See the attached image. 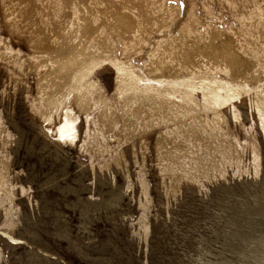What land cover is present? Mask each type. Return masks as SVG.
I'll return each mask as SVG.
<instances>
[{
  "label": "rangeland",
  "instance_id": "obj_1",
  "mask_svg": "<svg viewBox=\"0 0 264 264\" xmlns=\"http://www.w3.org/2000/svg\"><path fill=\"white\" fill-rule=\"evenodd\" d=\"M239 1L158 0L146 22L145 0H69L58 47L33 0H0V230L20 240L0 236V264H264V99L222 72L244 88L204 96L158 51L190 15L232 25L258 2ZM64 102L88 127L74 143L48 129Z\"/></svg>",
  "mask_w": 264,
  "mask_h": 264
},
{
  "label": "bare ground",
  "instance_id": "obj_2",
  "mask_svg": "<svg viewBox=\"0 0 264 264\" xmlns=\"http://www.w3.org/2000/svg\"><path fill=\"white\" fill-rule=\"evenodd\" d=\"M33 5H37L42 12L40 24L44 26L48 22L51 28L50 34L58 43V47H68L74 43L73 31L71 28V18L68 14L69 0H33ZM116 4L121 7L126 6V0H116ZM231 8L241 5L239 0H222ZM161 11V6L158 0H145L142 5L144 12L143 19L147 22V15L154 12V8ZM239 11V10H237ZM232 14V22L227 25H219L218 18L212 23L210 16L203 20L197 19L194 15H190L184 23L185 34L181 40L171 42L170 39L164 40L163 46L158 47L164 59H167L175 64L176 69L183 75L191 77H200L199 81L202 86L204 96L218 97L217 90H222L221 98L236 94L242 90L244 86L234 83H225L221 86L215 81V75L222 72L228 79L242 81L252 78L255 81V93L261 95L264 99V0L253 2L247 9L243 6L239 12ZM213 24L215 26H213ZM145 27V26H143ZM220 31L229 32L231 39L227 46L219 45L214 49L208 47L201 50L199 56L192 58L189 55L188 59H180V52L187 53L188 47L185 46L187 40L198 43L203 46H208V41L220 34ZM143 30H138L137 35L143 34ZM63 45V46H62ZM67 45V46H66ZM53 51V55L47 57L50 67L54 66L57 70L65 68L66 61L70 58L73 50L62 51L60 48ZM243 57H246L252 64L243 62ZM243 63L248 64V67ZM236 66L239 68L237 72ZM246 69V70H244ZM242 70V71H241ZM221 91V93H222ZM240 103V99L236 100ZM258 109V108H257ZM259 110V109H258ZM261 111V110H259ZM259 113V116H262ZM77 111L70 102H64L58 108L59 121L51 128V131L57 137V141L64 143L62 140H72L76 138L79 131L76 125L79 120ZM62 139V140H61ZM77 139V138H76ZM76 142L72 140V143ZM21 194V193H20ZM1 237H8L10 242L19 243L20 240L8 234L4 230H0ZM15 243V244H16Z\"/></svg>",
  "mask_w": 264,
  "mask_h": 264
}]
</instances>
